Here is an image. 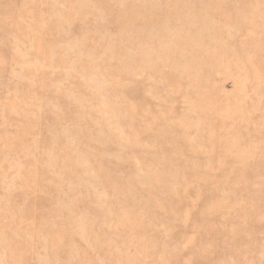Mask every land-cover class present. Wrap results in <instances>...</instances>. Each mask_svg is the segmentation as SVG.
Masks as SVG:
<instances>
[{
    "label": "rangeland",
    "instance_id": "374dc122",
    "mask_svg": "<svg viewBox=\"0 0 264 264\" xmlns=\"http://www.w3.org/2000/svg\"><path fill=\"white\" fill-rule=\"evenodd\" d=\"M0 264H264V0H0Z\"/></svg>",
    "mask_w": 264,
    "mask_h": 264
}]
</instances>
